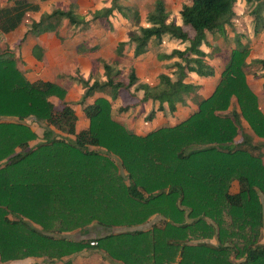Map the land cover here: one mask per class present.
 <instances>
[{
    "label": "trees",
    "instance_id": "trees-1",
    "mask_svg": "<svg viewBox=\"0 0 264 264\" xmlns=\"http://www.w3.org/2000/svg\"><path fill=\"white\" fill-rule=\"evenodd\" d=\"M252 15L264 0H244ZM0 5V38L14 29L24 13L36 10L32 0H7ZM236 0H186L178 11L181 24L168 19L162 0L146 12L145 26L137 11L119 0H104L90 19L76 13L75 0L32 21L27 33L52 31L62 19L71 25L97 21L111 27L113 11L136 26L120 52L130 45L132 59L162 35L186 42L176 55L171 75L157 83L138 81L134 67L122 74L114 62L101 60L103 80L88 83L74 102L63 100L65 89L53 82L28 81L11 51H0V261L24 257L60 259L91 247L121 264H264V115L245 81L248 47L231 48L212 92L197 109L170 126L135 134L112 118L110 100L131 97L118 112L156 101L143 117L171 114L197 86L188 73L213 75L200 45L206 36L223 34L234 15ZM187 28V29H186ZM253 62L264 66L263 59ZM105 93L110 100L96 97ZM140 93V95H138ZM54 96L60 107L49 100ZM234 102V106L232 103ZM88 125L75 131V107ZM14 120H2L3 118ZM34 118L46 127L40 141L25 122ZM241 120L261 141L254 143ZM237 135V137H236ZM236 137V138H235ZM236 191L231 192V183ZM151 216L157 222L141 229ZM105 233L73 240L64 234H86L92 226ZM113 227L123 228L113 232ZM64 264H68L66 261Z\"/></svg>",
    "mask_w": 264,
    "mask_h": 264
},
{
    "label": "crops",
    "instance_id": "crops-1",
    "mask_svg": "<svg viewBox=\"0 0 264 264\" xmlns=\"http://www.w3.org/2000/svg\"><path fill=\"white\" fill-rule=\"evenodd\" d=\"M56 1L58 0H32V3L37 5L36 10L26 11L20 23L15 28L1 36L0 44L6 39H10L11 42L17 41L15 44V50H13L14 57L17 61V67L23 73L24 77L30 82L42 80L62 86L65 89L63 97L64 101H77L83 92L81 83L70 79V76L79 75L83 79L89 78V82L93 79H104L101 60L114 62L120 69L121 66H124L125 71L122 72L121 69L122 74L126 72L129 65H132L139 82L146 83L150 86L155 85L157 83V75L159 73L171 75V72L174 69V67H171V64L179 61V58L176 55L166 58L163 57L162 54H168L174 49L182 50L186 46V42L172 39L167 34H164L161 36L159 42L151 39L148 43V49L141 55L132 59V49L130 45H124L120 52L117 50L116 46L118 42L127 41V32L136 26L131 20L123 17L116 11H113V16L110 19L111 27L107 30H105L97 21L89 22L87 25L78 24L73 27L69 25L67 19H62L55 30L45 31L38 34L27 33L26 31L29 24L32 21H37L42 13H48L54 8L65 9L69 3V0H66L63 5L56 6ZM166 1L167 0H162L168 13V19H173L176 24H181L178 11L180 5L186 0ZM238 1L239 0H236V2ZM59 2H62V0H59ZM153 2L154 0H136L128 3L127 0H119L120 4L131 6L137 11L139 17L138 25L141 26L146 25L144 21L145 14L151 9ZM9 4L10 3L7 2V0H0L1 6ZM75 4L76 13L84 16V20H89V13L99 9L105 3L104 0L98 4L94 3L92 0H75ZM212 39L213 37L207 35L205 39L206 42L200 45V49L204 53V60L213 68V75L199 77L195 73H188L186 80L196 85L197 88L194 92L184 96L182 102L177 103L175 105V110L169 114L172 119H175L174 123H177L195 111L197 109L198 101L207 97L212 92L218 79V75L221 72L220 67L223 69V65L228 61L229 54L224 60H222L220 52L211 53V48L213 46L210 48L205 46V44L211 45V43H213ZM208 40L210 41L209 44ZM249 45L250 43L247 45L248 50L250 48ZM8 48L10 50L13 49L12 46L9 45ZM247 57L250 56L247 54ZM120 59L122 60L121 62H119ZM245 61L246 63H249L248 58H246ZM258 65L260 66V64ZM246 76L245 78H247ZM251 76L261 79L260 90L258 89V86L253 88L248 81L247 83L256 96L257 107L264 115V101L259 98V96L264 93V74L260 73L259 76L254 72L251 73ZM138 95H140V93H138ZM191 96H197L198 98L196 100L193 99L192 102H190L189 99ZM96 97H104L110 100L105 93L93 92V94L86 99V103H90ZM127 99L128 101L132 100L131 97L124 98L125 101H127ZM124 100L121 97H118L114 100H110V102L118 101V107ZM156 106V101L153 102L147 100L142 105L136 106L133 110L130 108L123 112H134L132 116L143 118L151 108H156ZM78 107L80 108V106ZM79 112L80 113L77 114L75 110V131L85 128L88 123L87 119L81 113V110H79ZM159 116L165 117L167 114L155 112L154 117H152L150 121ZM241 125L242 128H244V126L247 127L242 120ZM151 129L154 128L147 129L143 132L130 130L135 134H144ZM243 131L252 135V137L254 136L249 128L248 131L245 129H243ZM261 140L262 139H259V141ZM34 143L35 142L32 141L30 142V145ZM92 231L94 234L87 238L95 239L105 233V231L98 226H92ZM68 233L80 234L78 230ZM66 261L68 264H121L119 261L109 259L103 251L93 246L84 248L60 259L48 260L43 257H24L4 262L0 261V264H64ZM168 264H175V262Z\"/></svg>",
    "mask_w": 264,
    "mask_h": 264
},
{
    "label": "rangeland",
    "instance_id": "rangeland-1",
    "mask_svg": "<svg viewBox=\"0 0 264 264\" xmlns=\"http://www.w3.org/2000/svg\"><path fill=\"white\" fill-rule=\"evenodd\" d=\"M92 1H94V3H96V4L102 2V0H92ZM127 1L129 3L131 1H136V0H127ZM170 1L171 0H167L166 2H170ZM65 2H66V0H62V2H59V0H58V1H56V6H61ZM84 3H85V1H84ZM250 9H251V7L247 6V4L243 0H239L238 2H236L235 6H234V16L231 20V23L229 25H224L223 34H215L214 35V38L212 39L213 43H211V45L205 44V46H207L209 48L211 46H213L211 48V50H212L211 53L213 54L215 52H220L221 58H222V60H224L225 57L229 54V51L231 50V48H233L234 46L237 45V42L233 39V35L237 36V41L239 44L247 46L250 43V45H249L250 48L248 50V56H250V57H246V58H248L249 63H247V66H245V68H244L245 76L247 75L246 76L247 78H245V81H246V83L248 81V83H250L253 86V88L258 86V89L260 90L261 79L252 77L251 73L256 72V74H258L259 76H260V73L264 74V67H260L261 65L259 66L257 63L253 62V59H263L264 60V1L261 2V5L259 8H255V11L252 15H250V13H249ZM69 25H71V24H69ZM71 26L74 27V25H71ZM16 42H11L10 39H6V40H4V42L2 41L0 44V51L3 49H7V50L12 52L13 57H14V51L13 50H15ZM209 42L210 41L208 40V44H209ZM8 45L12 46L13 49L10 50L8 48ZM14 59H15L16 65H17L16 58L14 57ZM121 61L122 60L120 59L119 62H121ZM224 65H223V67H224ZM220 68H221L220 71H222V67H220ZM121 69H122V72L125 71L124 66H121ZM218 79H219V75H218ZM218 79H217V81H218ZM91 82H89V78H88V83H91ZM197 98H198L197 96H191L189 101L192 102L193 99L196 100ZM259 98L264 101V93L261 94V96H259ZM49 100L53 103L55 109H58L60 107L59 100L56 97L50 96ZM117 102L118 101L110 102V113H111L112 118L115 119L116 121H118L119 123L123 124L126 128L131 129L132 131H142L143 132V131L150 129V128H157V127H161V126H170V125H173L172 123L175 122V119H172V117L169 114H167V116H165V117L159 116V117L154 118L152 121H147V120H144L142 117L132 116L134 112H132V113L118 112L117 111ZM234 105L235 104L233 102L232 106H234ZM75 108H76L75 109L76 113L79 114L80 108L78 106H76ZM260 108H261V106H260ZM2 120L9 121V120H14V118L5 117ZM25 122L29 125L31 130H33L35 132L36 137H35V139L32 140L33 142H37V141H40L41 139H43L42 134H43L44 128L46 127L43 123L37 122L36 120H34V118H28L25 120ZM87 125H88V123H87ZM87 125H86V127H87ZM248 128H249L248 126L247 127L244 126L243 129L248 131ZM250 136L252 137V135H250ZM236 137H237V135H236ZM252 139H253L254 143H257V142H259L260 138H258L257 136L254 135L252 137ZM262 160L264 162V155L262 156ZM236 187L237 186L234 182L231 183V186H230L231 192L236 191ZM158 219L159 218L157 216L150 217V219L144 225H140L139 228L143 229L145 227H148L152 223L157 222ZM122 229L123 228H120V227H113L111 229V231L117 232V231H120ZM91 231H92V227L89 228V231L86 234L67 233L64 235L65 236L67 235L66 237H69L71 239L76 240L79 238H87L88 236H91L92 234H94L93 231L92 232Z\"/></svg>",
    "mask_w": 264,
    "mask_h": 264
},
{
    "label": "built area",
    "instance_id": "built-area-1",
    "mask_svg": "<svg viewBox=\"0 0 264 264\" xmlns=\"http://www.w3.org/2000/svg\"><path fill=\"white\" fill-rule=\"evenodd\" d=\"M95 244H96V241H95V240H90V241H89V245H90V246H95Z\"/></svg>",
    "mask_w": 264,
    "mask_h": 264
}]
</instances>
